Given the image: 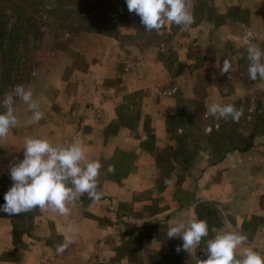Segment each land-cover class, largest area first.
I'll return each mask as SVG.
<instances>
[{
	"label": "crops",
	"instance_id": "crops-1",
	"mask_svg": "<svg viewBox=\"0 0 264 264\" xmlns=\"http://www.w3.org/2000/svg\"><path fill=\"white\" fill-rule=\"evenodd\" d=\"M191 3L189 27L148 31L135 14L116 34L53 51L52 65L27 83L44 115L32 123V111L17 99L18 124L0 139V196L13 184L10 168L24 158L29 137L82 144L89 160L103 164V195L93 201L84 194L66 216L39 209L16 226L0 215V264H202L207 241L223 231L247 234L238 258L244 247L264 255V79H250L247 58L249 43L264 51V0ZM226 58L231 79L219 72ZM186 100L199 102L206 132L225 120L211 118L212 103L244 108L237 132L246 143L215 164L199 149L197 161L205 160L196 173L177 180L175 170L162 175L158 157L184 132L177 118ZM193 218L206 220L209 234L177 253L182 239L167 237L169 225ZM65 234L75 243L58 255Z\"/></svg>",
	"mask_w": 264,
	"mask_h": 264
},
{
	"label": "clouds",
	"instance_id": "clouds-1",
	"mask_svg": "<svg viewBox=\"0 0 264 264\" xmlns=\"http://www.w3.org/2000/svg\"><path fill=\"white\" fill-rule=\"evenodd\" d=\"M126 3L129 12L140 16L148 31L160 32L169 23L189 27L195 22L191 0H126ZM247 58L250 79L256 80L258 76L264 79V51L249 43ZM232 69L233 62L226 58L219 72L231 79ZM14 98L28 105L33 114L32 123H38L43 118L39 103L33 99V90L17 84L2 101L5 110L0 112V139L6 138L18 124ZM208 113L218 119L230 117L239 122L243 109L233 104L212 103L208 106ZM23 148L24 158L10 168L13 184L5 193V203L0 205V211L14 216L39 208L51 209L66 216L71 213L68 205L84 194L93 201L102 198L98 186L103 164L99 159L89 160L82 144L62 146L46 138L29 137L25 139ZM107 172L114 173V165H108ZM165 183L169 181L166 179ZM208 234L207 221L195 218L187 221L180 219L170 224L167 231L168 238L182 239V245L176 247L177 253L196 248ZM247 240V234L242 232L217 233L207 241L208 258L202 264H264V255L251 247H244L238 258V250ZM73 243L74 238L65 234L63 243L56 246V253L62 255Z\"/></svg>",
	"mask_w": 264,
	"mask_h": 264
},
{
	"label": "rangeland",
	"instance_id": "rangeland-1",
	"mask_svg": "<svg viewBox=\"0 0 264 264\" xmlns=\"http://www.w3.org/2000/svg\"><path fill=\"white\" fill-rule=\"evenodd\" d=\"M76 1L92 2V0H15V7L20 9L21 17L12 7L11 0H7V6L10 7L0 12V112L5 110L2 104L5 95L12 92L17 84H22L26 88L27 83L36 79L39 68L52 65L51 59L58 54L57 52L53 54V51L68 50L71 37L82 30L87 20L85 15L79 12L80 7L74 3ZM102 12L100 19L103 21L109 13L107 10ZM131 15L124 19L134 17ZM59 59L58 56L57 60ZM17 99L14 98L15 106ZM246 99L248 100L247 96ZM200 113L198 101L186 100L183 103L177 121L184 127V132L174 138L173 145L170 146L172 151L162 155L164 164L171 162V156L174 155L185 162L186 158L194 159L199 149L204 155L211 153L210 156L216 157L227 147L242 143L243 139L237 132L240 120L234 122L229 117L225 119L226 122L223 120L218 127L206 132ZM211 118L207 119L208 123L213 121ZM212 123L211 126H215L217 122ZM203 160L205 159L197 161L196 158L194 164H200ZM172 164H165V168ZM162 175H167V172H163Z\"/></svg>",
	"mask_w": 264,
	"mask_h": 264
},
{
	"label": "trees",
	"instance_id": "trees-1",
	"mask_svg": "<svg viewBox=\"0 0 264 264\" xmlns=\"http://www.w3.org/2000/svg\"><path fill=\"white\" fill-rule=\"evenodd\" d=\"M11 2L13 3L12 7L15 8V12L17 13V15L21 16L20 9L15 7V4H14L15 0H11ZM32 3H34V1H32ZM74 3L76 4L77 7H80L78 8V10L80 13L85 15V20L87 21L85 22V25L83 26L84 29L82 28V30L79 33L71 37L69 41L72 40V42H70V44L73 42L77 44H83L84 41L87 42V40L89 39L92 40L94 38H97L99 35L113 34L117 31V27L119 26L121 21L128 15H131L127 7L126 0H92V2L90 3L85 2V1L84 2L76 1ZM87 6H89V8ZM7 7H10V6H7V0H0V12L5 11ZM81 9L84 11H81ZM105 10H107L109 14L107 15V18L102 21L100 17L103 15L102 11H105ZM134 15L135 13H133L131 17ZM242 142H243L241 143L242 145L246 143L245 141H242ZM247 144L245 146H248ZM237 146L238 144L227 147L216 157L209 156L206 162L208 164L218 163L222 159V157L224 156L227 150L233 149ZM162 151L163 153L167 151L171 152L172 149L169 146H167L166 149H163ZM158 160L161 163L163 171H168V172H172L174 170L176 171L177 180H180L184 174L188 173L189 175L193 176L196 173V167L194 164L196 161V158L191 159V160L186 158V162H185L183 159H179V156L177 155H174V157L171 156L170 160L175 161L176 165L171 163L173 166L169 165L168 168H165V164H168V163L165 162L164 164V159H162L161 156L158 157ZM4 203H5L4 197L0 196V205H3ZM38 210L39 208L31 212L11 216L13 217V220L15 221L14 225L16 226L18 221L21 220L22 218L28 219L29 217H33L34 215L38 214L39 213ZM5 214L6 213H4L3 211H0V215H5ZM199 253H200V249H199Z\"/></svg>",
	"mask_w": 264,
	"mask_h": 264
}]
</instances>
